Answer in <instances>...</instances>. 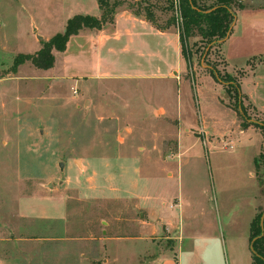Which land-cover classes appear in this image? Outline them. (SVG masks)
Returning a JSON list of instances; mask_svg holds the SVG:
<instances>
[{"label":"rangeland","instance_id":"374dc122","mask_svg":"<svg viewBox=\"0 0 264 264\" xmlns=\"http://www.w3.org/2000/svg\"><path fill=\"white\" fill-rule=\"evenodd\" d=\"M235 1L264 8V0ZM66 3L0 0L1 248L19 251L26 264L47 249L59 250L60 264H111L102 262L109 255L145 264L151 251L136 254L150 241L171 246L168 232L178 238L176 253L200 237L214 264H250L249 223L255 206L264 207L263 134L243 127L233 99L206 68L235 75L251 119L264 120V86L256 100L248 93L251 75H264V13L248 20L235 4L231 33L205 58L195 51L203 46L199 36L189 37L192 62L183 58L176 78L168 71L125 77L110 66L85 77L83 57L56 49L50 67L29 59L13 67L16 55L36 53L64 31ZM134 4L159 24L175 18L174 0ZM39 235L60 239H16ZM43 259L52 264L51 256Z\"/></svg>","mask_w":264,"mask_h":264},{"label":"crops","instance_id":"0c3cea01","mask_svg":"<svg viewBox=\"0 0 264 264\" xmlns=\"http://www.w3.org/2000/svg\"><path fill=\"white\" fill-rule=\"evenodd\" d=\"M66 1V17L68 18L74 14H90L96 17H100L101 15V9L98 6L97 0ZM137 1L138 0H125L117 5L113 20L103 23L100 28L83 27L76 34L69 37L66 48L62 52H65V54L67 53L68 57L75 61H80L83 57L85 77L91 75V73L93 74L98 68L109 66L117 69L118 72L127 71L126 73L130 75L128 74V76L125 77H134L137 79L164 77L166 71H168L169 76L177 77L178 65L181 66L183 59L177 26V29H175V27L172 26L173 24H159L160 21L156 18V15H153L154 22L149 21L146 19V16L141 13V9L139 12L134 10L136 7L133 3ZM247 13L252 16V18L248 20H261V14L264 13V8L254 10L244 8L239 12V16L241 17L242 14ZM254 24L255 22H253V25ZM237 25H239V18L235 25V29ZM254 27L255 26H251L250 29ZM261 29L262 35L264 36V23L261 24ZM251 78H253V80H251V85L248 87V93L250 97L256 100L257 94L259 95L261 93V88L264 86L262 84L264 75L256 74L255 77L251 75ZM259 105H261V103H259ZM96 108L98 111L99 107L96 106ZM158 111L161 113L164 110L160 108ZM87 188L91 191L97 190V186H92L91 184H89ZM89 198L91 200H102L95 196ZM255 209L257 211L256 206ZM141 217H144L143 212L141 213ZM68 230H70V228L66 227L64 229V234L65 232L67 233ZM163 236L164 235L160 237ZM164 238H171L174 240V243L167 248L161 247L157 249L155 243L150 241L149 244L146 245V249L143 248L141 249L142 251L136 254L135 259L140 257V255L147 250H150V257L145 264L215 263L214 260L211 259L213 256L210 253L206 254L207 243L204 241V238H189V242L185 248L182 250L179 249L177 253L174 248L176 247L178 238L171 236L168 232ZM16 239L20 241L31 239L40 243L44 241H59L60 237L39 235L35 236V238L18 237ZM2 240L3 239H0V264H26L19 251L10 252L8 250H3L1 248ZM143 240H147V237ZM199 240H201V242H198ZM39 252L40 254L36 251L35 255L40 258L37 259L36 257L33 264H44L45 261L43 258L47 256H51L52 264L61 263L58 249H55V251L54 249H47L45 251L40 250ZM108 260H111V264H120L118 260L110 258V255L102 259V262ZM63 261V264H71L69 260H66L67 263L65 260ZM136 261L135 264H140Z\"/></svg>","mask_w":264,"mask_h":264},{"label":"trees","instance_id":"16d2710c","mask_svg":"<svg viewBox=\"0 0 264 264\" xmlns=\"http://www.w3.org/2000/svg\"><path fill=\"white\" fill-rule=\"evenodd\" d=\"M125 0H97L101 9L100 17L90 14H74L66 20L63 32L52 35L39 51L34 54H18L13 60V67L29 59L36 67H50L53 64L52 49L64 51L69 37L76 34L83 27L100 28L103 23L113 20L115 8ZM178 1V22L176 16L169 24H176L179 34L180 50L184 59L192 62L193 51L189 47V37L199 36L202 47H196L195 51L201 49L200 56L206 57L215 42L225 39L232 31V24L236 19L234 6L243 9V5L235 0H177ZM131 4V3H130ZM146 19L154 22L150 10H145ZM207 71L215 76L223 85V88L230 99H233L231 108L242 118V125H252L260 129L264 142V120L251 119L247 105L244 100L247 95L242 92L237 77L229 72H221L215 64H207ZM264 158V150L258 155ZM257 164V157L253 158ZM248 241L251 251V264H264V207L257 208L249 223Z\"/></svg>","mask_w":264,"mask_h":264},{"label":"built area","instance_id":"2783aa9c","mask_svg":"<svg viewBox=\"0 0 264 264\" xmlns=\"http://www.w3.org/2000/svg\"><path fill=\"white\" fill-rule=\"evenodd\" d=\"M174 7H175V16H176V22H178L179 12H178V1L174 0Z\"/></svg>","mask_w":264,"mask_h":264},{"label":"water","instance_id":"95a60500","mask_svg":"<svg viewBox=\"0 0 264 264\" xmlns=\"http://www.w3.org/2000/svg\"><path fill=\"white\" fill-rule=\"evenodd\" d=\"M39 37V36H38ZM39 39H41V37H39ZM60 166H62V162L59 163Z\"/></svg>","mask_w":264,"mask_h":264}]
</instances>
